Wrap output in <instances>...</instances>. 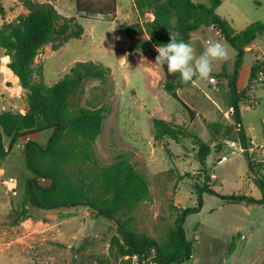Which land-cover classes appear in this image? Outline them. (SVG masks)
Masks as SVG:
<instances>
[{
	"label": "rangeland",
	"instance_id": "374dc122",
	"mask_svg": "<svg viewBox=\"0 0 264 264\" xmlns=\"http://www.w3.org/2000/svg\"><path fill=\"white\" fill-rule=\"evenodd\" d=\"M33 1L51 2L65 17L78 16L76 0ZM192 2L208 4L207 0ZM117 4L118 10L112 21L96 16L79 19L84 29L82 37L69 40L57 51L51 45L46 46L36 64L43 67V81L48 86L64 78L80 61H92L109 68L103 79L86 78L83 81L69 99L70 108H106L102 132L94 146L97 161L101 166H109L119 156H124L148 181L151 199L140 203L133 211L120 213L116 219L100 215L86 205L39 209L28 199V189L31 186L36 190L37 187L46 189L52 181L30 170L29 149L35 155L32 166L36 170L43 169L49 164L54 130L22 136L12 147L10 139L4 137L8 156L0 162V264H91L99 259L116 262L121 252L117 246H112V239L118 238L124 244L119 223L128 224L157 243H164L169 240L170 228L174 227L182 209L195 210L186 216L183 228L187 240L192 245V240L196 241L198 252L181 264L264 263V208L252 210L250 218L258 219V222L244 233L246 238H236L234 250H230L231 241L225 242L223 230L231 224V212L221 211L220 202L228 195L253 198L259 186L245 153L227 141L230 138L226 132L229 123H221L222 128L210 131L211 134L206 127L207 122L228 121L225 114L235 99L233 77H237V62L240 61V76L248 75L250 68L256 66V52L260 48L264 51V35L257 41L259 48L253 46L255 51L251 52L253 48L248 45L240 55L214 24L189 33L188 43L196 49L197 55L204 51L205 41L212 39L222 42L230 57L215 65L211 74L215 82L194 79L178 90L179 97L196 113L192 119L182 104L163 89L162 66L155 63L150 51H128L130 39L123 25L140 22L150 38L146 23L154 20L153 13L139 15L134 0H117ZM218 8L217 13L228 15L233 22V25L229 24L235 29L264 22V0H226ZM0 9V26L27 13L24 0H0ZM186 14L195 20L203 19L198 12L187 11ZM6 57L0 47V113L25 114V92L18 78L6 69L10 61ZM249 91L248 86L239 95L246 103L253 99ZM257 95L259 104L255 109L247 110L246 106L241 109L248 135L254 133L253 128L256 133L260 131L259 120L264 117V94L259 91ZM156 118L185 125L190 132L213 142V146L221 144L222 149L217 151L214 147L206 167H202L195 160L197 146L192 140H184L181 144L168 138L155 141L153 120ZM224 155L228 160L218 162ZM252 155L264 158V152ZM66 168L75 179L78 178V165ZM203 170L209 176H215L213 186L211 182L208 184L216 194L200 192L198 187L206 183ZM11 177L17 181L13 191L4 183ZM211 224L220 228H211ZM211 235L216 239L210 242ZM212 243L211 251L209 245Z\"/></svg>",
	"mask_w": 264,
	"mask_h": 264
},
{
	"label": "trees",
	"instance_id": "16d2710c",
	"mask_svg": "<svg viewBox=\"0 0 264 264\" xmlns=\"http://www.w3.org/2000/svg\"><path fill=\"white\" fill-rule=\"evenodd\" d=\"M210 2V6H205L197 5L192 0H134L138 14L143 16L152 12L154 20L146 23L150 38L147 37L145 26L140 22L123 25V30L130 39L128 51L149 50L156 59V46L169 43L171 33L177 34L178 40L188 42L191 31L214 24L241 55L244 48L258 35L264 34V22H254L241 32H236L216 13L221 0ZM117 5V0H76L78 16L69 18L61 15L51 2L24 0L27 13L20 15L14 22H4L0 26V47L4 50L6 58H10L6 69L18 78L25 98L28 99L25 114L11 111L0 113V162L8 156L4 137L10 139L12 147L22 136L54 130L48 153L49 164L43 169L36 170L32 166L35 155H32V149H29L33 156H29L30 170L52 181L49 188L37 187L36 190L31 186L28 189V199L39 209L54 210L86 205L100 215L116 219L120 213L133 211L140 203L151 199L148 181L134 165L124 159V156H119L118 160L109 166H101L97 161L94 146L102 132L106 108H70L69 99L83 81L86 78L103 79L109 68L92 61H80L64 78L48 86L43 81V67L36 64L37 57L46 46L51 45L53 50L57 51L69 40L82 37L84 29L79 19L102 16L112 21L117 13ZM187 11L198 12L203 19H192L186 14ZM239 62L235 72L238 71ZM161 66L165 75L163 89L180 102L194 119L195 111L178 95V90L190 83L182 84L179 73L169 74L167 66ZM261 66H255L252 79L258 77L257 73L263 69ZM233 79L235 80V77ZM231 107L234 108V114L232 124L226 132L231 140L246 146L249 139L239 126L241 117L237 99H234ZM206 126L209 131L214 132L213 130H220L223 125L207 122ZM235 129H238L237 136L232 134ZM153 131L155 141L168 138L181 144L184 140H192L197 146L195 160L202 167H206L214 147L217 151L222 149L221 144L213 146V142L203 140L199 135L187 130L185 125L172 124L156 118L153 120ZM39 152L41 153L40 150ZM245 155L263 192V198L256 200L245 195H228L224 199L264 206V158L249 153ZM70 165H78L77 179L67 170L66 167ZM201 173L206 178V183L198 187L200 192L216 194L208 184L211 178L206 170ZM193 211L195 210L182 209L174 227L170 228L169 240L164 243H157L154 239L137 233L128 224L119 223L124 244L118 238H113L111 244L119 248L121 256L133 251L148 253L154 249L158 264H181L183 259L192 254V244L186 238L183 224L186 216ZM234 249L235 243L232 242L230 250ZM98 261L104 262L105 259Z\"/></svg>",
	"mask_w": 264,
	"mask_h": 264
},
{
	"label": "crops",
	"instance_id": "0c3cea01",
	"mask_svg": "<svg viewBox=\"0 0 264 264\" xmlns=\"http://www.w3.org/2000/svg\"><path fill=\"white\" fill-rule=\"evenodd\" d=\"M207 1H208V4L206 3L204 5L205 6H210L211 5L210 0H207ZM225 1L226 0H221V3L219 5L220 8H221V5H223V3ZM218 9L219 8L216 9V13L218 12ZM117 10H118V6H117ZM218 15L221 16L228 23H230V24L233 25V22L232 21L230 22L228 15H225V14H218ZM96 17H100L102 19L103 18L104 19H107L106 17H102V16H96ZM258 22H261V21H258ZM231 27L236 32H241L247 26L244 27V28H241V29H235L233 26H231ZM262 35H264V34H262ZM262 35H258L256 37V39L249 45V47H252L253 48V51H251V52H254L255 51V48L254 47H258V46H256L257 45V41H258L259 37H261ZM258 53H263L264 54V51L260 48L259 51L256 52V54H257V60L255 61L256 62V65L261 66L260 64L257 63L258 60H259ZM252 70H253V66L250 68V72H249L248 75L246 74V75L240 76V71L241 70L239 71V68H238V71L236 72V76L237 77H235V80H234V84L235 85H234L233 95H234L235 99L238 100V104H239L240 117H241V122H240L239 126L241 127L242 131H244L246 137L248 139H250V138L253 137V138L257 139L258 141H264V117H261L260 120H259L260 131L256 133L255 132L256 130L253 128L252 130H254V133L251 134V135H248L247 132H246V130H245V127H244V120H243V116H242V113H241V109H242L243 106H246L247 110H251V109H255V107L259 104L257 92L260 91V92H262L264 94V84H261V83L259 84V82H258L259 79L258 78H257L258 80L257 79H251V77H252V74H251ZM255 81H257V83ZM250 82H251V85H250ZM248 86L250 88V91H249L250 92V96L253 99H251L249 101V103H246L244 100H241L239 98V95ZM228 111H229V109H228ZM228 111L225 114L228 121L227 122H224L222 120L220 123H229V126H230L232 124L233 115H229ZM210 123H213V122H210ZM208 132H209V134H211L210 131H209V129H208ZM237 132H238V129H235L232 132V134L235 135V136H237ZM227 141H228V143L234 142L230 138H228ZM236 143L239 144L238 142H236ZM222 157L219 159L218 162H223V161H227L228 160L227 155H224ZM210 178H211V181H210L211 182V185L213 186L214 181H215V176L214 175H211ZM258 190L259 191L257 192V194L253 197L256 200H260L262 198V196H263V194L261 193V191H260L259 188H258ZM245 196L250 197L248 195H245ZM261 207L264 208V206H262V205H259V204H256V203H247V202H243V201L242 202H230V201L224 200L223 202H220L219 209L221 211H224V210L227 209L229 212H231L230 218H229V219H231V220H229V221H231V224H229L228 226H226L225 229L223 230L224 231L225 242L227 243V242H230L231 241V242H234L235 243L236 238H241V237L246 238L245 235H244V233L247 232V231L249 232L251 229H253L254 226L256 225V223L258 222V219H254L253 220V219L250 218L251 215H252L251 212H252V210L260 209ZM210 226H211V228H213V227L220 228L216 224H211ZM186 238H187V236H186ZM215 239L216 238L213 235H211L210 238H209V241L211 242V241H214ZM192 243H193V245H192V255H191L190 258H192V256H193L194 253L198 252L196 241H193L192 240ZM213 245H214V243H212V244L209 245L211 251H212ZM230 246H231V244H230ZM261 264H263V262Z\"/></svg>",
	"mask_w": 264,
	"mask_h": 264
},
{
	"label": "clouds",
	"instance_id": "9594fccd",
	"mask_svg": "<svg viewBox=\"0 0 264 264\" xmlns=\"http://www.w3.org/2000/svg\"><path fill=\"white\" fill-rule=\"evenodd\" d=\"M155 63L166 65L169 74L179 73L180 82L189 84L195 80L208 81L215 71L217 63L229 60L227 47L220 41H205L204 51L197 55L191 43L178 40L177 34L171 33L170 42L156 46Z\"/></svg>",
	"mask_w": 264,
	"mask_h": 264
},
{
	"label": "built area",
	"instance_id": "2783aa9c",
	"mask_svg": "<svg viewBox=\"0 0 264 264\" xmlns=\"http://www.w3.org/2000/svg\"><path fill=\"white\" fill-rule=\"evenodd\" d=\"M219 32H220V30H219ZM258 56H259V60L257 63L263 66V69H261L258 72V76H259L258 79L260 81L264 82V54L258 53ZM211 80H212V82L216 81L215 78H212ZM228 113H229V115H233L234 114V108L230 107ZM229 144L232 147H236L238 149V151L241 153H249V154L257 153L260 155L261 153L264 152V141H258L257 139H255L253 137L248 140V143L246 146H241V145L237 144L235 141L231 142ZM4 183H5V186L9 190L13 191L16 188L17 181L13 177H11L8 180H6ZM155 259H156V251L154 249H152L150 252H148V253L145 252L143 254L133 251V253H128V254L121 256L119 258V260L116 262L94 261L91 264H158V262Z\"/></svg>",
	"mask_w": 264,
	"mask_h": 264
},
{
	"label": "water",
	"instance_id": "95a60500",
	"mask_svg": "<svg viewBox=\"0 0 264 264\" xmlns=\"http://www.w3.org/2000/svg\"><path fill=\"white\" fill-rule=\"evenodd\" d=\"M25 100H26V102H28V99H25ZM190 257H191V256H187L186 259H190ZM186 259H183V260L181 261V263L184 262Z\"/></svg>",
	"mask_w": 264,
	"mask_h": 264
}]
</instances>
